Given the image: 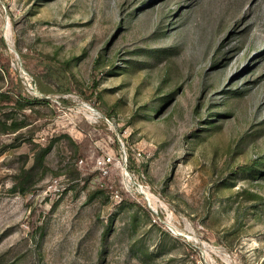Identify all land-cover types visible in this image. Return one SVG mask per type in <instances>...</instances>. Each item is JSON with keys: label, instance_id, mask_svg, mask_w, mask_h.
I'll use <instances>...</instances> for the list:
<instances>
[{"label": "rangeland", "instance_id": "1", "mask_svg": "<svg viewBox=\"0 0 264 264\" xmlns=\"http://www.w3.org/2000/svg\"><path fill=\"white\" fill-rule=\"evenodd\" d=\"M0 38L47 99L0 106V264H264V0H0Z\"/></svg>", "mask_w": 264, "mask_h": 264}, {"label": "trees", "instance_id": "2", "mask_svg": "<svg viewBox=\"0 0 264 264\" xmlns=\"http://www.w3.org/2000/svg\"><path fill=\"white\" fill-rule=\"evenodd\" d=\"M0 49H2V51L6 49V44L2 38H0ZM2 51H0V71L6 80V85L0 92V95L2 97V99L0 100V106L4 100H10L11 95L12 97H14L16 104H18V109L20 110L24 109V106L29 105L30 102L39 103L47 101V99L44 97L32 99L23 92L20 80L17 78L15 72L11 69L9 61L4 56ZM45 63L46 62H44V70L39 76V80H34L35 83L39 85L41 94L46 95V93L49 92L68 93L78 85V82L77 80H75L74 76L68 74L67 62L63 63V65H58V67L55 64H52L51 62H48L47 64ZM98 82L99 77L94 76L92 82V91L96 89ZM42 84L52 86L55 90H44V88L41 87ZM0 126L4 128L8 127L12 132H16L23 128L24 124L11 121V123L7 125L5 124V122L0 121ZM108 173L109 169H107L105 174L107 175ZM95 189L96 190H94V192L99 191L98 186ZM107 232L108 230L105 229L103 237L106 235Z\"/></svg>", "mask_w": 264, "mask_h": 264}, {"label": "built area", "instance_id": "3", "mask_svg": "<svg viewBox=\"0 0 264 264\" xmlns=\"http://www.w3.org/2000/svg\"><path fill=\"white\" fill-rule=\"evenodd\" d=\"M20 77H21V82L23 84V86L25 87V90L28 94H31L35 97L38 96V92L36 90V84L35 81H33V79L24 71V70H20ZM110 158L106 157H101L96 159L95 165L98 169H100V171H102L103 173L106 172V166L107 164H109Z\"/></svg>", "mask_w": 264, "mask_h": 264}, {"label": "bare ground", "instance_id": "4", "mask_svg": "<svg viewBox=\"0 0 264 264\" xmlns=\"http://www.w3.org/2000/svg\"><path fill=\"white\" fill-rule=\"evenodd\" d=\"M151 198V197H150Z\"/></svg>", "mask_w": 264, "mask_h": 264}]
</instances>
